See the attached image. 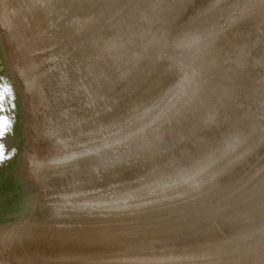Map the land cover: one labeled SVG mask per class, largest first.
<instances>
[{
	"label": "bare ground",
	"instance_id": "bare-ground-1",
	"mask_svg": "<svg viewBox=\"0 0 264 264\" xmlns=\"http://www.w3.org/2000/svg\"><path fill=\"white\" fill-rule=\"evenodd\" d=\"M0 99V264H264V0H0Z\"/></svg>",
	"mask_w": 264,
	"mask_h": 264
},
{
	"label": "clouds",
	"instance_id": "clouds-1",
	"mask_svg": "<svg viewBox=\"0 0 264 264\" xmlns=\"http://www.w3.org/2000/svg\"><path fill=\"white\" fill-rule=\"evenodd\" d=\"M34 227L35 222L27 215L0 226V248H12L31 238Z\"/></svg>",
	"mask_w": 264,
	"mask_h": 264
},
{
	"label": "snow or ice",
	"instance_id": "snow-or-ice-1",
	"mask_svg": "<svg viewBox=\"0 0 264 264\" xmlns=\"http://www.w3.org/2000/svg\"><path fill=\"white\" fill-rule=\"evenodd\" d=\"M4 95L7 97L12 96L11 88L6 87L4 90ZM6 109L4 108L3 100L0 99V163L10 159L15 154V149L9 152L6 144L5 138L10 135L13 131V120L11 117L5 115Z\"/></svg>",
	"mask_w": 264,
	"mask_h": 264
},
{
	"label": "rangeland",
	"instance_id": "rangeland-1",
	"mask_svg": "<svg viewBox=\"0 0 264 264\" xmlns=\"http://www.w3.org/2000/svg\"><path fill=\"white\" fill-rule=\"evenodd\" d=\"M37 145L40 147L42 158L47 161V164L44 167L46 173L52 174L59 166L58 163H54V157L56 155H59L60 153H63L64 150L59 149L56 144H54L53 142L49 143V141H41L37 143Z\"/></svg>",
	"mask_w": 264,
	"mask_h": 264
},
{
	"label": "water",
	"instance_id": "water-1",
	"mask_svg": "<svg viewBox=\"0 0 264 264\" xmlns=\"http://www.w3.org/2000/svg\"><path fill=\"white\" fill-rule=\"evenodd\" d=\"M168 17V16H167ZM171 15L168 17V20L170 19L171 20ZM255 38V37H254ZM253 37L251 38V39H254ZM245 39V41H247V39L246 38H244ZM128 39H125V42L127 41ZM255 40V39H254ZM239 42H240V39L238 40ZM253 40H251V42H252ZM181 43H183V42H179V45L181 44ZM222 43V42H221ZM241 43V42H240ZM261 43V42H260ZM178 49H180V47H178ZM178 49H176V50H178ZM243 50V49H242ZM179 52V51H178ZM239 52H240V50H239ZM244 54H242V55H244V56H247L246 54H245V52H243ZM261 54H262V51H258V54H256V56H261ZM243 67H245L246 69H247V71H248V69H253V67H254V63H253V61H248V63L247 64H244L243 63ZM250 71V70H249ZM215 103H217V101H215ZM219 106H221V104L219 105ZM221 107H224V106H221ZM217 108V107H216ZM217 111V117H219V120H223L224 119V115L223 116H220V115H218L219 113L218 112H221L222 110L220 109V111H218V110H216ZM223 112V111H222ZM206 113V111H203L202 112V114L204 115ZM234 119H236V117H234ZM237 119H239V118H237ZM240 119H242L241 120V122L237 125V124H235L236 122H233L234 123V125L235 126H238V128H237V130L235 131V133H234V137L237 139V138H240V136L241 137H243L242 135H243V133H244V135H245V133L248 131V128H250L249 126H248V122L246 121L245 122V120L246 119H244V121H243V118H240ZM243 121V122H242ZM232 125V124H231ZM235 126H232V127H235ZM222 128H224V127H222ZM228 129V128H227ZM220 131V130H219ZM228 131V130H227ZM240 131V132H239ZM243 131V132H242ZM231 134H233L232 133V131L230 132ZM238 136V137H237ZM218 137V136H217ZM211 139V138H210ZM214 140V141H213ZM197 142V141H196ZM212 142L214 143V144H212V146L213 145H215V138L214 139H212ZM189 151H191L190 149H188ZM187 150V151H188ZM221 151V150H220ZM194 153V152H193ZM192 153V154H193ZM192 154H190V155H192ZM236 217H238V216H236ZM219 222V221H218ZM219 224H221V223H219Z\"/></svg>",
	"mask_w": 264,
	"mask_h": 264
}]
</instances>
